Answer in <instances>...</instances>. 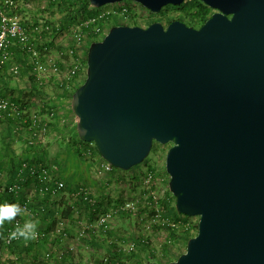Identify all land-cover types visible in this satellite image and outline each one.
Wrapping results in <instances>:
<instances>
[{"label": "water", "instance_id": "obj_1", "mask_svg": "<svg viewBox=\"0 0 264 264\" xmlns=\"http://www.w3.org/2000/svg\"><path fill=\"white\" fill-rule=\"evenodd\" d=\"M125 1L156 15L185 0H88ZM198 1L215 11L199 29L113 26L89 45L76 134L121 171L170 145L175 211L198 224L167 264H264V0Z\"/></svg>", "mask_w": 264, "mask_h": 264}, {"label": "rangeland", "instance_id": "obj_2", "mask_svg": "<svg viewBox=\"0 0 264 264\" xmlns=\"http://www.w3.org/2000/svg\"><path fill=\"white\" fill-rule=\"evenodd\" d=\"M16 2L17 13L31 38L41 37L38 42L47 46V60L56 62L61 73L64 74L75 61L85 63L87 49L93 43L88 37L90 32L83 33L79 45L73 36V31H82L84 17L56 37L53 29L58 28L65 17L64 9L50 0ZM191 6L189 0H185L181 6H167L156 15L130 1L104 6L95 11L111 13L112 9L125 7L127 13L125 16L116 13L101 23L97 41L102 40L113 26L145 28L149 23L159 22L165 27L173 20H181L189 26ZM34 26L36 31H33ZM17 52L12 50L15 56L0 69V95L24 104L26 119L21 125L11 121L12 136L8 134L6 121L0 124V191L5 190V184L11 178L10 163L23 164L28 157L54 171L50 180L53 182L46 186L62 182L63 189L48 195V201L53 204L52 217L47 218L46 211L38 213L36 209L21 215L22 224L38 221V240H31L32 244L26 241L25 249L12 252L4 247L0 238V264H118L119 261L121 264H167L176 261L185 253L187 241L196 236L198 218L182 216L179 221H166L162 217L166 196L175 204L165 170L170 145L155 143L148 157L129 171L113 168L106 172V162L93 144L74 146L71 143L77 136L70 109L71 97L77 86L84 82L86 70L83 68L71 78L65 88L59 86L61 82L66 83L61 75L55 79L49 76L47 83L39 85L31 57L21 50ZM14 67H17V73L12 72ZM31 118L39 120L32 132L27 127ZM44 124L47 126L43 130ZM37 182L31 177L27 185L18 186L16 199H27L34 204L43 198L45 195L35 186ZM80 189L86 191L88 202L76 196ZM97 203H101V210L94 209ZM67 209L69 216L65 215ZM7 223L5 221L0 227ZM167 226L175 227L176 233L172 235ZM47 227L50 230L46 233Z\"/></svg>", "mask_w": 264, "mask_h": 264}, {"label": "built area", "instance_id": "obj_3", "mask_svg": "<svg viewBox=\"0 0 264 264\" xmlns=\"http://www.w3.org/2000/svg\"><path fill=\"white\" fill-rule=\"evenodd\" d=\"M18 6L16 0H0V69L4 68L7 61L12 57L11 49L14 47H18L19 50H21L25 55H28L32 59L33 67L35 76L37 81L39 82V85H42L43 83H47L50 79L49 76H52L54 79L58 78L59 75L63 76L64 78V85L61 82L59 84L60 87H66L67 83L71 80V78H75L76 75L79 74V72L84 68L86 70V64L81 62H73L71 65L67 68L65 73H61V69L56 64V62H51L47 60V57L45 56L46 52L48 51V48L45 43H39L38 41L41 40V37L39 38H31V35L29 34L28 28L26 25L23 24V21L19 17L18 13ZM111 13H98L95 10V14L92 16H88L84 22L82 23L81 28H85L90 31V33H95L96 35H100L101 28L98 25L100 21H105L108 17L112 16L116 13H119L123 16L126 15L127 9L125 7L112 9ZM35 27V26H34ZM33 27V28H34ZM37 28L35 27L33 31H36ZM38 33H41L39 31ZM41 35V34H40ZM83 32L81 29L73 31V36L75 42L79 45L82 43L83 40ZM40 47V48H39ZM73 54L74 51L71 50ZM12 72L17 73V67H14L12 69ZM25 108L20 107L19 104L14 103L10 99H5L0 97V123L3 121L11 120V121H25V114H24ZM53 114L51 113V116ZM38 121L36 118H31L30 122H28L27 127H29L30 132L34 131V127L38 126ZM47 126L46 124L43 125ZM92 144V143H91ZM104 169L106 172L111 171L113 168L107 164L104 163ZM22 168H26V164H22ZM54 171L50 167L45 166H38L35 169H31L30 176L37 181L42 179L43 181H50L53 178ZM55 186V187H53ZM53 186H46L44 191L42 189L38 190L41 193L45 194V192L55 194L60 192L63 189L62 182H55ZM20 188L16 185L11 188H9L8 192L10 194H13L14 196L19 193ZM76 196L81 201L88 202L89 197L83 189H80ZM27 202H29L26 199ZM22 208L25 209L24 213L29 212L27 209V203H21L19 204ZM20 216V215H19ZM16 216L15 219L10 223H7L4 228H2L1 233L3 234V238L1 239L2 244L4 247L10 246L15 241H20L23 238H16L12 239L10 238V235L12 231L14 230L17 223L22 224L20 217ZM1 226V224H0ZM38 236L35 240H38Z\"/></svg>", "mask_w": 264, "mask_h": 264}, {"label": "trees", "instance_id": "obj_4", "mask_svg": "<svg viewBox=\"0 0 264 264\" xmlns=\"http://www.w3.org/2000/svg\"><path fill=\"white\" fill-rule=\"evenodd\" d=\"M195 1L198 3V6L192 7L191 21L189 24V26L193 27V28H196L199 25L203 24L207 20V17H208L209 12H210V8L203 5L198 0H195ZM50 2L58 5V7H61L62 9H64L66 11V15H65V17H62L59 27L56 29H53V35L56 37L58 35L62 34L64 31H66L69 28V26H71L79 18L84 17L86 19L88 16H92L93 14H95L94 10H97V8H94L89 4L88 0H50ZM107 19L109 20L110 17H108ZM101 23H103V21H100L98 23L100 28L102 27ZM23 24L25 25L24 22H23ZM87 31H89V30L82 28L83 33L87 32ZM100 34H101V32H100ZM98 36L99 35H96L95 33H88V37L90 39H92L93 42H97ZM12 50H15L16 52L20 51L18 47L12 48L11 52H12ZM17 54H18V52H17ZM14 56H15L14 53H12V58ZM84 62L86 64V57L84 59ZM31 80L33 81L32 78H31ZM78 87L79 86H77V88ZM0 97L4 98L1 95H0ZM11 100L14 103L19 104L21 109L24 108V106H25L24 104L19 103V101H16V100L14 101V99H11ZM5 123H7L5 126H7L6 129H8V134H10L12 136V133H11L12 130L11 129H12L13 124L12 125L10 124L11 120L9 119ZM18 123L21 125L22 120L18 121ZM74 132L76 133L75 128H74ZM71 143L74 146H76V145H79V146L87 145V144L81 142L76 135L72 138ZM30 148H32V147H30ZM20 164H22V162H20L19 165L17 163L15 164L14 161L12 164L10 163L9 166L11 167V178L5 184V190L3 192L0 191V203H10V204L12 202H16V203L19 202L20 204L21 203H27V209L29 210V212L36 209L39 213V211L42 210V211H46V214H44V215H46L47 218H49L48 216L52 217L53 216L52 215L53 214V204H51L48 201V198H49L48 195H50L49 191L45 192V194H44L45 196L41 199H38L37 202H35L34 204L27 202L23 198L16 199V197L13 194H10L8 192L9 188H11L13 186L27 185L30 182L31 169H35L36 167H38L40 165V161L39 160L35 161L34 159H30V157H28L23 161V164H26V168H22V166ZM14 180H16V181H14ZM54 180H56V179H54ZM52 182L53 181H46L45 182L42 179L38 180V182L35 185L37 188V191L40 189H42L44 191V189L46 188V185H50ZM14 184H16V185H14ZM53 187H55V186H53ZM167 195H170V194L168 193ZM163 206H164L165 212H163L162 217L164 220H166V221H179V219L182 218V215H178L176 213L174 205L172 204V200L168 196H166V198L164 199ZM101 208H102L101 203H97L94 206V209H96V210H101ZM65 215H68V216L70 215L69 209H67L65 211ZM19 217L21 220V215ZM168 223H170V222H168ZM54 224H55V222L52 219L51 220V226H53ZM4 227L5 226L0 227V232H1L2 228H4ZM167 229H169L171 231L172 235H174L176 233L175 227L167 226ZM45 230L47 233L48 230H50V229L47 227ZM184 234H187V232H184ZM0 238L1 239L3 238L2 233L0 234ZM26 241L29 244H32L31 240L21 239L20 241L13 242L10 246H7V248H9V250H11L12 252L25 249L27 247L26 244H28V243H25ZM109 264H114V263L110 262ZM118 264H121L120 261L118 262Z\"/></svg>", "mask_w": 264, "mask_h": 264}, {"label": "clouds", "instance_id": "obj_5", "mask_svg": "<svg viewBox=\"0 0 264 264\" xmlns=\"http://www.w3.org/2000/svg\"><path fill=\"white\" fill-rule=\"evenodd\" d=\"M25 209L22 208L18 203H0V224L12 222L16 216L23 215ZM38 221H28L23 225L17 223L14 230L12 231L10 238H23L25 240H34L38 236L37 232Z\"/></svg>", "mask_w": 264, "mask_h": 264}, {"label": "flooded vegetation", "instance_id": "obj_6", "mask_svg": "<svg viewBox=\"0 0 264 264\" xmlns=\"http://www.w3.org/2000/svg\"><path fill=\"white\" fill-rule=\"evenodd\" d=\"M189 2H190V4L192 5L191 8L194 7V6H196V7L198 6V3H197L195 0H189ZM213 13H215V11L212 10V9H210V12H209V15H208L207 19H208ZM173 21H175V20H173ZM178 21L181 22V20H178ZM170 22H172V21H170ZM170 22H169V23H170ZM169 23H168V24H169ZM182 23H183V22H182ZM168 24H167V25H168ZM149 25H150V23H149ZM167 25H166V26H167ZM185 25H186V24H185ZM202 25H203V24L199 25V26L196 27L195 29H199ZM135 26H136V25H135ZM166 26H165V27H166Z\"/></svg>", "mask_w": 264, "mask_h": 264}, {"label": "crops", "instance_id": "obj_7", "mask_svg": "<svg viewBox=\"0 0 264 264\" xmlns=\"http://www.w3.org/2000/svg\"><path fill=\"white\" fill-rule=\"evenodd\" d=\"M18 201V200H17Z\"/></svg>", "mask_w": 264, "mask_h": 264}]
</instances>
